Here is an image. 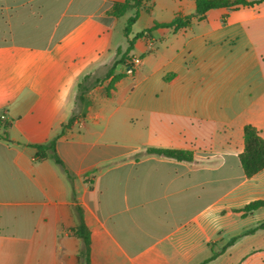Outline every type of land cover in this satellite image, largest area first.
Here are the masks:
<instances>
[{"label": "crops", "instance_id": "obj_1", "mask_svg": "<svg viewBox=\"0 0 264 264\" xmlns=\"http://www.w3.org/2000/svg\"><path fill=\"white\" fill-rule=\"evenodd\" d=\"M124 2L0 0V264H83L78 206L91 264H264V208L242 212L264 169L239 158L245 126L264 139V3L176 30L154 26L196 0H146L127 37ZM53 139L65 168L36 160Z\"/></svg>", "mask_w": 264, "mask_h": 264}, {"label": "trees", "instance_id": "obj_2", "mask_svg": "<svg viewBox=\"0 0 264 264\" xmlns=\"http://www.w3.org/2000/svg\"><path fill=\"white\" fill-rule=\"evenodd\" d=\"M262 3H264V0H196V14L187 17H177L171 23L156 24L154 28L164 27L175 28L176 30L187 28L192 24V21L194 19H204L206 13L211 10L227 9L229 11H232L237 10L241 7H252L254 5H259ZM142 10L151 12L152 8L150 6H147L144 0H125L124 3H116L111 9L110 14L114 17L121 18L126 15L129 11H135L134 16L129 18L125 29V34L127 37H129L131 33V28L133 24L137 21ZM154 28L141 32L134 39L129 41V47L127 50L128 52L125 54V58H128L130 61L132 60V57H128V54L133 50L135 41L151 33ZM120 63L121 62H117L116 65ZM129 66L131 67V65ZM112 73L113 72H111V74ZM119 78L120 76L116 77V79ZM167 80H169V78H167ZM86 82L87 78L79 84L80 95L78 99L82 104L88 106L89 102L84 96L85 92H87L88 90V87L85 85ZM75 122L76 117L74 116L70 119L69 123L64 126L62 134L65 133V129H70ZM0 125L4 130V133H6L10 128V123L3 122L1 120V117ZM5 138H8L7 134H5ZM56 144L57 139H53L46 145L36 146L35 148L38 150L36 160L43 161L47 159H52L57 165H60L62 168H65L63 161L57 154ZM244 144V150L240 154L239 158L245 175L248 178H252L264 169V139L257 128L252 125H247L244 129ZM146 155H156L160 157L175 159L177 161L192 162L194 160L193 152L176 149L149 148L146 151ZM261 208H264V200H258L250 203L242 210V212L244 214H248L257 211ZM76 211L79 217V225L73 230V232L76 237L80 238L83 241V248L80 254L83 264H91V234L85 224L82 209L78 206L76 208ZM216 256L217 254H213L207 262L215 259Z\"/></svg>", "mask_w": 264, "mask_h": 264}, {"label": "built area", "instance_id": "obj_3", "mask_svg": "<svg viewBox=\"0 0 264 264\" xmlns=\"http://www.w3.org/2000/svg\"><path fill=\"white\" fill-rule=\"evenodd\" d=\"M130 65H131V67H130L131 72L132 71H135L141 65V59L140 58H133L131 60V64ZM1 120L3 122H6L7 121L6 116L5 115H2L1 116Z\"/></svg>", "mask_w": 264, "mask_h": 264}, {"label": "rangeland", "instance_id": "obj_4", "mask_svg": "<svg viewBox=\"0 0 264 264\" xmlns=\"http://www.w3.org/2000/svg\"><path fill=\"white\" fill-rule=\"evenodd\" d=\"M146 1V0H145Z\"/></svg>", "mask_w": 264, "mask_h": 264}]
</instances>
